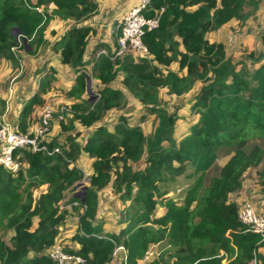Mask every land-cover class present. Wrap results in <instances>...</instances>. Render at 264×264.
<instances>
[{"label": "trees", "instance_id": "trees-1", "mask_svg": "<svg viewBox=\"0 0 264 264\" xmlns=\"http://www.w3.org/2000/svg\"><path fill=\"white\" fill-rule=\"evenodd\" d=\"M100 8L99 0H0V58L19 67V51L44 56L18 118L21 130L53 102L54 89L74 100L63 105V118L56 113L59 131L46 141L51 153L24 148L15 153L17 171L0 165V264H56L50 253L58 243L82 256V264H109L117 246L124 248L123 264H139L152 244L164 242L173 264H264V234L240 221L232 198L250 168L259 169L264 189V51L235 60L223 41L208 38L227 24L245 23L264 9V0H150L143 11L159 15L160 23L144 33L149 58L115 54L120 26L112 46L101 41L88 52L95 29L84 22ZM54 19L73 25L50 41L46 29ZM261 40L264 45V33ZM55 59L58 67L50 64ZM59 67L72 73L67 90L56 84ZM89 78L101 86L96 101L87 96ZM117 80L122 87L114 86ZM123 88L155 115L150 133L124 116L101 123L108 111L124 106ZM162 90L193 92L197 119L181 138L175 136L179 107L168 110ZM78 126L92 128L83 142ZM223 148L229 158L216 166ZM83 153L91 159L89 175L79 164ZM177 184L178 194L171 195ZM107 188L121 204L118 233H102L105 218H98L99 195ZM80 190L83 199L75 196ZM74 212L77 250L59 242L60 226ZM165 253L150 264H163Z\"/></svg>", "mask_w": 264, "mask_h": 264}, {"label": "rangeland", "instance_id": "rangeland-1", "mask_svg": "<svg viewBox=\"0 0 264 264\" xmlns=\"http://www.w3.org/2000/svg\"><path fill=\"white\" fill-rule=\"evenodd\" d=\"M104 1L105 0H103V2ZM118 1L119 0H108L104 7V10H102V14L100 13V15L95 17L91 16L92 20L94 22H97L96 26L91 24L93 27H96L95 33L92 34L91 45H93V43L95 44L96 41L103 37V33L102 35H100V33L104 23H101L100 19L103 18V15L106 16V12H108L107 10L109 6L112 7L116 2L120 3V1ZM139 2L140 0L137 3ZM71 25H73L72 21L54 19L50 22L46 29L47 37L50 39V41H54L62 34H64ZM263 33L264 9H260L255 15L248 18L245 23L234 22L233 24H227L220 30L210 32L208 34V38L212 41H223L226 44L228 55L232 56L235 60L242 58H246L247 60H249V55L256 54L260 50L264 51V45L261 40ZM45 52L48 56L53 57L50 48H48V50H46ZM18 55L21 56V58L19 59V67H16L13 64L12 60L8 58H0V114L2 118L7 121H13L12 119L9 120V116L11 105L14 106L13 100H15V96H19L22 88L30 89L32 87V83L30 82V75H33L35 68H40L44 61V56H42V54L40 57H36L29 56L23 51H19ZM50 64L58 67V61H56V64H53L52 62ZM171 67H174L176 69L177 64L174 63ZM61 73L62 74L58 75L59 79L56 84L58 87L60 86L66 89L69 85V79L67 78L69 74L62 70ZM33 81L34 84H36L38 81V77H35ZM90 83L91 93L87 94V96L89 95L90 98L96 101L98 99L96 98L98 97V90L101 86L99 82L94 78H90ZM114 86L122 87L121 81L117 80L114 83ZM123 92L126 98L124 106L121 109H112L108 111V113L105 114V116L101 120V123L111 124L118 121L119 116H124L126 117V120L130 125L140 123L145 127L146 131L150 133L154 128L155 115L143 109L139 101L128 91V89L123 88ZM192 94L193 92L184 94L182 96H173L166 90H162V97L164 102L166 103L168 110H173L175 105H178L179 107L178 113L180 115V119L176 124L175 131V136L177 138H181L183 135H185L188 132L190 125L197 119V116L191 111L190 98L192 97ZM3 101H5L4 104ZM49 101H53L57 109L62 105L69 106L72 102H74L73 99L66 97L64 92L58 89H54L53 91H51V93L49 94ZM38 112L36 113L34 118H37ZM143 115H146V118L144 120L141 119ZM78 127L81 133V135L79 136V140L83 142L92 128L85 126ZM58 129L59 128L57 120L54 119L51 133L48 135V137L51 138V136L56 132L58 133ZM219 154L220 156L216 163V166L222 165L229 158V155L227 151H225V148L221 149L219 151ZM79 164L84 169L86 175H89L91 172V159L86 153L82 154L79 160ZM258 171V168H250L245 173L244 186L239 191V196H241L242 198L241 202L249 201L255 205L258 212H264V189L259 183ZM85 182L87 183L88 179H86ZM177 187L178 184L173 185L171 186V190L174 193L176 191L179 192V189H176ZM45 189L46 187H42L40 190ZM176 198L180 199V196H176ZM99 199L100 208L98 218L100 219L105 216L108 217L105 224V227L107 228L116 226V224L118 223L117 221H121L122 219L121 204L119 203L116 195L113 194L109 188H107L101 191ZM78 219L79 213L74 212L65 220L64 225L60 226L61 232L59 235V242H67L66 238L64 237L65 235L70 234L73 230H76L78 228ZM104 232L105 231H102V233ZM68 242L69 245L71 244V247H78L76 241ZM167 247H169V244L167 242L161 244H152L146 257L141 259L140 263L150 264L151 261L155 258H158L161 253H165L164 251ZM120 254L121 253L119 252L117 256H115L116 263L114 264H121L119 260V258H121ZM169 255L170 252H166L163 255V264H165L167 261L168 264H173V259L169 257Z\"/></svg>", "mask_w": 264, "mask_h": 264}, {"label": "built area", "instance_id": "built-area-1", "mask_svg": "<svg viewBox=\"0 0 264 264\" xmlns=\"http://www.w3.org/2000/svg\"><path fill=\"white\" fill-rule=\"evenodd\" d=\"M150 0H140L131 9L125 12L120 19L121 34L117 40V56L132 54L135 58H149L150 51L144 42V33L147 30L155 29L159 26L160 16L149 17L144 13V9ZM163 11V8L161 9ZM107 54V50H102ZM59 108V107H58ZM59 118L64 117L65 106L60 109L55 107L53 102L46 103L38 112L37 120L27 132L21 130L18 119L7 121L0 114V165L10 171H17L21 162L15 158L18 150L29 148L32 151L44 150L51 153L47 146L48 135L51 133L53 120L57 111ZM56 152L60 149L56 147ZM83 187V186H82ZM239 219L250 230L264 234V212H258L254 204L249 201L239 203ZM124 251L123 246H117L114 251L113 259L109 264L116 263L117 254ZM56 264H82L85 259L76 254L65 250L63 244L54 245L50 253ZM119 258L122 263L123 255ZM123 264V263H122ZM249 264H257L255 261Z\"/></svg>", "mask_w": 264, "mask_h": 264}, {"label": "crops", "instance_id": "crops-1", "mask_svg": "<svg viewBox=\"0 0 264 264\" xmlns=\"http://www.w3.org/2000/svg\"><path fill=\"white\" fill-rule=\"evenodd\" d=\"M99 1L101 3L100 12L97 15H94L92 17L98 16V15H100V13L102 14V12H103L102 10H104V7H105L106 3L108 2V0H105L104 2H103V0H99ZM119 1H120V3L116 2L112 7L109 6V8L107 10L108 12H106V16L103 15V18L100 19L101 23H104L103 27L101 28V33H100V35H102V33H103V37H101L98 41H96L95 44L93 43V45H91V39H90V44L88 46V52H90L91 49L98 42H101V41H104L109 46H112V43H113V40H114V33L116 31H118V28H119L118 19L120 17H122V15L127 10L131 9L134 5H136L139 0H119ZM92 17H91V19L89 18L88 20H86L84 22L85 24L90 25L91 27H93L91 24H93L94 26L97 25V22H94L92 20ZM93 28L95 29L96 27H93ZM94 33H92V34H94ZM91 38H92V35H91ZM56 61H57V59H55V61L52 62V63L56 64ZM61 70L64 71V72H67L69 74V76H67V78L69 79V85H68V87L66 89L63 88V87H60V86H59V88L67 90L73 83L72 73L70 71H68L67 68L59 67V74L58 75L62 74ZM62 76H65V75H62ZM58 79H59V77H58ZM30 82L32 83V87L30 89L22 88L21 92L19 93V96L18 97L15 96V100H13L14 106L11 105L9 120L12 119L13 121H16L19 118L21 112L23 111V103H24V101L27 99V96L30 95V93L34 90V88L36 86V84H34L32 75H30ZM4 103H5V101H3V104ZM222 165H220V166H222ZM170 194L171 195H176L178 193H177V191L175 193L173 191H171ZM232 198L234 200H236L237 203H241L242 198H241V196H239V192H236L235 194H233ZM164 212H165V208L163 206H159L158 215H162ZM68 217H70V216H68ZM104 218H105L104 231L105 232L118 233L123 224H118L117 223L116 226H114L112 228H107V227H105V224L107 222V218L108 217L105 216ZM76 231H77V229L73 230L70 234L65 235L64 238H66L67 242L71 241V238L73 237V235L75 234ZM71 242H75V241H71ZM76 243H77L78 247H75V248L72 247L74 250H77L80 247V245H79V243L77 241H76ZM70 247H71V244H70ZM262 251L264 252V248H262ZM139 264H141L140 261H139Z\"/></svg>", "mask_w": 264, "mask_h": 264}, {"label": "water", "instance_id": "water-1", "mask_svg": "<svg viewBox=\"0 0 264 264\" xmlns=\"http://www.w3.org/2000/svg\"><path fill=\"white\" fill-rule=\"evenodd\" d=\"M15 34L18 35L19 34V29H15ZM87 93L90 94L91 93V83H90V78L88 79V83H87ZM91 100H93L91 98ZM87 188L86 185L83 186V190H85ZM84 191L80 190L76 193V197H81L83 199L84 197Z\"/></svg>", "mask_w": 264, "mask_h": 264}]
</instances>
